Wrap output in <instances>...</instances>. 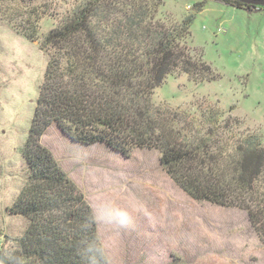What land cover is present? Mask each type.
<instances>
[{
  "label": "trees",
  "instance_id": "1",
  "mask_svg": "<svg viewBox=\"0 0 264 264\" xmlns=\"http://www.w3.org/2000/svg\"><path fill=\"white\" fill-rule=\"evenodd\" d=\"M32 1L13 15L3 13L49 58L22 152L27 178L6 207L27 224L18 236L0 233V264H110L84 192L41 141L51 124L74 142L104 143L126 157L133 148L157 149L160 165L178 187L197 201L246 210L264 245L261 136L220 125L219 108L206 116L187 110L178 114L152 99L154 89L175 71L199 83L215 80L202 53L194 59L184 40L205 2L195 3L181 23L168 26L155 18L163 0L153 5L85 0L40 33L46 9L30 6ZM216 1L264 10L239 0ZM165 264L187 263L172 254Z\"/></svg>",
  "mask_w": 264,
  "mask_h": 264
},
{
  "label": "rangeland",
  "instance_id": "2",
  "mask_svg": "<svg viewBox=\"0 0 264 264\" xmlns=\"http://www.w3.org/2000/svg\"><path fill=\"white\" fill-rule=\"evenodd\" d=\"M84 1L33 0L30 6L46 9L40 33ZM200 1L163 0L155 18L179 24ZM27 4L0 0V233L13 237L27 219L10 215L6 207L27 178L22 152L49 58L38 41L26 39L3 17ZM234 10L208 0L184 37L194 59L202 53L215 80L199 83L175 71L154 89L152 99L178 114L206 116L219 108L220 125L259 134L264 145V14ZM41 141L84 192L110 264H165L172 254L187 264H264V245L246 210L190 197L162 168L157 149L133 148L126 157L104 143L74 142L55 124ZM5 246L11 249L9 242Z\"/></svg>",
  "mask_w": 264,
  "mask_h": 264
},
{
  "label": "crops",
  "instance_id": "3",
  "mask_svg": "<svg viewBox=\"0 0 264 264\" xmlns=\"http://www.w3.org/2000/svg\"><path fill=\"white\" fill-rule=\"evenodd\" d=\"M202 1H204L205 3L208 1V0H202ZM220 2V1H219ZM220 3H222L225 7H228V9L230 10V11H233L234 10V8L235 7H233V6H230V5H227V4H225V3H223V2H220ZM232 7H233V10H232ZM235 12H242V11H244V12H247V13H263L264 14V10H261V11H249V10H245V9H238V8H235V10H234Z\"/></svg>",
  "mask_w": 264,
  "mask_h": 264
},
{
  "label": "water",
  "instance_id": "4",
  "mask_svg": "<svg viewBox=\"0 0 264 264\" xmlns=\"http://www.w3.org/2000/svg\"><path fill=\"white\" fill-rule=\"evenodd\" d=\"M247 4L264 6V0H239Z\"/></svg>",
  "mask_w": 264,
  "mask_h": 264
}]
</instances>
